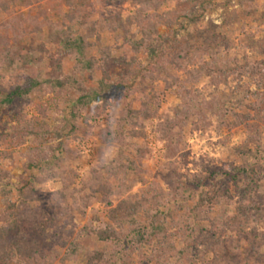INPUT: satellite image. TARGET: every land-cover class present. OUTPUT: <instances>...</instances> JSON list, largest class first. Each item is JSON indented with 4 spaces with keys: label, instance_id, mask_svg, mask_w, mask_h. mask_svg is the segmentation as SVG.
I'll return each instance as SVG.
<instances>
[{
    "label": "rangeland",
    "instance_id": "rangeland-1",
    "mask_svg": "<svg viewBox=\"0 0 264 264\" xmlns=\"http://www.w3.org/2000/svg\"><path fill=\"white\" fill-rule=\"evenodd\" d=\"M122 1L72 0V7L67 0H0V63L7 47L17 59L24 54L32 56V66L43 76L47 74L60 58V19L73 24V30L83 34L85 41L99 42L101 48L111 47L114 34L102 31L103 20L115 13L126 20L136 13L130 0ZM76 2L82 4L75 7ZM174 5L171 0L158 12H168ZM73 13L70 22L67 16ZM44 17H48L52 27ZM83 23L92 24L94 29L85 33ZM130 34L138 37L134 26L130 27ZM117 37L120 44L119 32ZM177 40L164 57L163 75L146 74L135 85L134 96H127L122 90L115 98H107L106 103L100 102L97 107L92 103L81 110L77 131L64 137L61 151L55 148L56 136L41 132L58 128L60 123L52 115L60 96L47 92L26 104L16 101L13 107L0 109V177H8L12 185L7 188L9 194L0 193V210L16 199L17 188L26 183L30 174L26 164L41 152L44 161L33 172L37 178L34 191H38L39 199L28 200L21 208V234L35 237L45 245L48 264H83L82 251L71 260H60L68 245L76 240L83 249H103L108 255L117 251L112 243L97 244L93 236L84 234V230L92 233L102 221L101 195L91 191L93 182L99 179H109L113 192L110 200L115 204L117 198L133 195L147 186L178 197L176 186L182 175L218 171L225 165L241 164L244 159L264 178V96H248L245 78L239 70L231 71L234 65H242V58L264 57V0H216L199 22L181 28ZM89 50L98 57L97 49ZM173 55L180 58L175 61ZM141 63L147 64L145 60ZM113 72L119 76L125 68L116 64ZM27 73L31 72L22 71L23 76ZM77 76L82 78L81 71H77ZM15 81L16 73L0 71V100ZM150 89L159 97L157 117L143 123L144 137L132 138L122 117L131 99L141 98ZM245 102L255 103L253 109L258 110L250 111L249 120L240 126L237 114L242 113ZM62 188L70 195L62 203L63 214L58 212L56 225L41 235L34 226L55 212L52 194ZM255 200L264 205V198L257 196ZM176 208L175 218L181 221L184 216ZM160 209L164 211L163 207ZM228 212L232 213L233 207ZM168 226L170 240L178 245L184 234ZM204 227H208L207 222ZM243 228L249 235L263 238L264 243V213L252 215ZM161 252L162 247L156 242L143 244L133 254L131 264H141L144 259L143 264H147V259ZM257 252L264 259V244ZM160 264L176 262L170 258Z\"/></svg>",
    "mask_w": 264,
    "mask_h": 264
},
{
    "label": "trees",
    "instance_id": "trees-1",
    "mask_svg": "<svg viewBox=\"0 0 264 264\" xmlns=\"http://www.w3.org/2000/svg\"><path fill=\"white\" fill-rule=\"evenodd\" d=\"M67 1L70 4L72 0ZM130 1L136 9L133 17L122 20L121 15L115 13L102 22V31L114 34L111 47L106 45L101 48L99 42L91 44L85 41L83 34L73 30V24H65L60 19V36L57 38L60 58L54 60L51 71L44 76L32 66L35 60L32 56L24 54L17 59L11 49L6 47L0 71L8 69L16 73V81L6 89L0 100V109L13 107L16 101L26 104L33 97L47 92L60 96L61 100L56 103L52 115L60 123L58 128L52 131L42 129L41 132H50L56 136L55 148L61 151L64 139L77 131V119L81 110L87 109L92 103L93 107H97L100 102L106 103L107 98H115L122 90L127 96H134L137 92L135 85L140 84L146 74L149 77L163 75L166 64L163 62L164 57L178 41V32L185 25L199 22L207 9L216 2L174 0L172 10L159 13L171 0ZM81 2H76L75 7ZM73 18L74 13L67 16L70 22ZM44 20L52 27L48 17H44ZM83 25L85 33L94 29L92 24ZM132 26L136 28L138 37L135 36L136 33L130 34ZM159 27L164 30L158 31ZM118 32L122 36L120 44ZM91 47L97 49L98 57L91 54ZM138 56L145 60L146 66L141 63L142 60L137 59ZM179 58L174 55L172 57L175 61ZM67 61L70 62L69 65L66 64ZM116 64L125 68V72L119 73V76H115L113 72ZM23 70L31 72L30 75L27 73L23 76ZM237 70L245 78L244 88L248 96H264V57L242 58V65H234L231 69L232 72ZM77 71H81L82 78L77 76ZM129 79L132 81L128 82ZM159 105L158 94L152 89L139 99H131L122 117L129 136L138 139L144 137L143 123L157 117ZM242 105V113L237 114L240 126L249 120L250 111L258 110L253 109L255 103L250 105L245 102ZM43 161L40 152L26 164L30 173L28 180L17 188L16 199L0 210V264L49 262V257L45 255V245L35 237L27 238L21 234L23 217L20 211L28 200L39 199L38 191H34V180L37 178L33 172L42 166ZM126 169L131 170V167ZM258 174L248 159H244L241 164L225 165L218 171L199 170L182 175L176 186L180 192L178 197L174 198L164 191L147 186L138 193L117 198L115 204L110 200L113 192L109 179L94 181L91 191L94 195L100 194L104 204L102 221L92 233L84 230V234L93 236L97 244L112 243L117 251L108 255L103 249H83L76 240L68 245L67 252L60 260H71L82 251L83 264H131L133 254L141 245L156 242L161 245L162 252L160 255H153V260L147 259L148 263L154 261L155 264H160L172 258L176 264L182 261L186 264H264V259L257 252L264 244L263 238L253 233L249 235L243 228L252 215L264 213L263 203L255 200L257 196L264 198V178ZM11 186L9 178L1 175L0 193L9 194L7 188ZM52 195L56 204L55 212L34 226L41 235H46L56 225L58 212L63 214L60 211L62 203L70 196L65 188L54 191ZM174 206L184 216L181 221L175 218ZM230 207H233L232 213L228 212ZM205 222L208 223L207 228L204 227ZM168 225L184 234L178 245L170 240L169 235L172 233H169ZM144 261L145 259L141 264Z\"/></svg>",
    "mask_w": 264,
    "mask_h": 264
}]
</instances>
